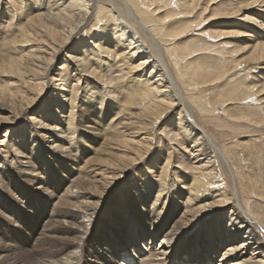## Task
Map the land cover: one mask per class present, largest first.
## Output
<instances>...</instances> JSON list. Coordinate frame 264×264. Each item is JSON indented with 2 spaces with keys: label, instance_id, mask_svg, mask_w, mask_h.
I'll use <instances>...</instances> for the list:
<instances>
[{
  "label": "bare ground",
  "instance_id": "bare-ground-1",
  "mask_svg": "<svg viewBox=\"0 0 264 264\" xmlns=\"http://www.w3.org/2000/svg\"><path fill=\"white\" fill-rule=\"evenodd\" d=\"M117 1L145 49L97 0H26L0 29V127L11 125L0 140V264H134L144 250L206 264L224 245L223 264H264V140L235 159L184 105L230 117L226 107L245 102L234 118L264 134V0ZM105 28L103 44L76 49ZM191 30L197 44H181ZM227 38L246 42L227 50Z\"/></svg>",
  "mask_w": 264,
  "mask_h": 264
},
{
  "label": "rangeland",
  "instance_id": "rangeland-1",
  "mask_svg": "<svg viewBox=\"0 0 264 264\" xmlns=\"http://www.w3.org/2000/svg\"><path fill=\"white\" fill-rule=\"evenodd\" d=\"M97 1H98L97 5H100L99 3H101V4H104L108 9L111 8L113 10L112 11L113 12V16L118 18L119 22H122L123 25L126 27V29L128 28L126 30V32L129 31L128 32L129 34L132 32V34H130V37H134V38L136 37V39H138V42H140V44L143 46V49H145V47H146L145 37H143V35L140 34V32L133 26V24H131L130 21L123 16V14H122V12L120 10L121 7H120L118 1L117 0L116 1L115 0H104V1L97 0ZM182 1H184V0H178L179 3L182 2ZM235 1H237V0H235ZM205 2H207V0ZM235 3H237V2H235ZM155 5L164 6L166 4L156 3ZM203 5H205V3ZM173 6L174 5H171L168 8H163L162 9L163 13H161V15L162 16L164 15V12H165L166 9H169V8L175 9L176 8V7H173ZM44 12H46V10H44ZM55 13H57V12H55ZM245 15H248V14H245ZM209 16H210V14L207 12L206 17H209ZM179 17H181V21L183 23H186L188 20L193 19L192 16H186V17L183 18V15H180ZM243 18H244V16H237L235 20L242 21ZM2 21H6V19L4 18ZM72 21H74V20H72ZM218 22H220V21L218 20ZM101 25H103V24H101ZM203 27H206V26H203ZM243 27H244V31L246 33H249L250 30L247 27H245V26H243ZM108 30H109L108 28L102 29V33L100 34V36H102L104 38L103 40L97 41V39L96 40H91V39L89 40V39L86 38L85 39V43L84 42H80V44L76 47V49L80 48V50L78 49V51H80V53H81V48L84 49V45H87L88 49H91V43H93L94 41H96V43L101 42V44H103L104 41L109 38L108 36L111 34V32L107 33ZM221 30H224V32H228L231 35V32H236L238 29L235 26H231V27H227V28H221ZM197 31L196 30L189 31L188 34L184 37V39L181 40V44H183V45H189V44L190 45H196L197 44L196 42L199 41L196 38L197 33H198ZM104 33H106V34H104ZM98 39H100V38H98ZM245 42H246L245 40H241V39H230V38H227V39L221 40L220 43H231V45H229V47H227V50H230V49L234 48L235 46H237V44L238 45H242ZM65 54H66V52H63L62 53V58H60L59 60H56V61L53 62L52 66H53V69L55 70L56 74L59 73V70L57 71V69L65 64V62L63 60H61V59L65 58V56H64ZM0 55H5V53L3 52V54H0ZM213 55H215V54H210L209 52H203L199 56H197V58H200L201 61H206V60L211 61L213 59L212 57H214ZM78 56L80 57L81 54H79ZM244 57H245L244 53L237 54V56H236V58L238 60L242 59ZM241 75L244 76V73H242ZM262 75H264V74H262ZM252 76H254V78L258 79V76H260L259 71L256 70V71L252 72ZM239 77H238V79L242 80V77L241 76H239ZM232 81H235V80H232ZM209 84L210 83H208V85ZM227 84H228V81L223 83L222 85H219L220 89H222V90L226 89L227 88ZM214 86H212V85L208 86L209 87V88H207L208 90H205L206 94L208 96L207 95L206 96L199 95L200 96V101L202 103H204L205 101L209 102V101L212 100L213 93H214L213 92ZM191 88H193V90H194V87H191ZM251 102L253 104H256L252 100H251ZM236 103H238L239 105L236 104ZM191 104L192 103H190L189 101L184 102V105H186V107L189 110L192 109V111H193L192 116L194 117V119L196 120L198 125L200 127L204 128L205 131L210 136L212 135L211 137H212L213 141H215V143L218 146H220L221 148L222 147H228L229 148V152L231 153V155L233 157H235V159H238V158H240L243 155L253 154L254 150L256 149V147L257 146L259 147L260 144H262V141L264 140V134L259 132V130L258 131L255 130L253 126H249V124L247 122L241 121L239 119L234 118L235 116L239 115L240 113L246 112V109L248 107H250V104H246L245 102L242 103L241 101H238V102L236 101L232 105L230 104L229 106L226 107V109L229 111L230 117H228V115L225 114V112L223 110H221L220 108H218L219 110L215 113L216 115L214 114V116H212V117H208L207 115L205 117V115H202V114L201 115L203 117H201L200 114H198V112H197L196 106H193ZM241 104H243V105H241ZM226 105H228V104H226ZM5 118H7V117H5ZM172 118L174 119L175 116L172 115ZM172 118L170 117L169 121H171ZM7 121H9V123H11V120H9V118H7ZM169 121L166 124H169L170 123ZM163 127H165V124L160 126V128L158 129V136H159L158 138L162 139L161 141L164 142L165 139H169V137H168L169 134L159 135V131H161L163 129ZM10 128H11L10 124H4V125H2L0 127V140L4 139L3 135ZM255 131H257V132H255ZM263 133H264V129H263ZM237 153L238 154H242V155H237ZM216 159H217L218 165L220 167L219 171L221 173H223V171H225L227 173V175L229 176V173H230L229 171H231V170H228V167L226 165L224 166L225 163H223V162H225V159L222 160L219 157H217ZM236 161H238V160H236ZM239 164H240L239 167H243V164H241L240 162H239ZM236 168L237 167L235 166V169ZM244 172L246 173L245 170H244ZM230 176H232L231 173H230ZM232 187L236 191L235 193H236V195L238 196V198H239V200L241 202V198H240V193H241V189L240 188H241V186H240L239 182L237 181V179L235 178V180H234L233 177H232ZM260 234L264 237V233L263 232H260ZM159 241L160 240H157L155 242V245H154L155 247L154 248L159 247ZM146 244L151 247V245H149L148 242ZM225 247H226V245H224L222 248H220V250H218V252H213L212 260H209L211 262L206 263V264H217V263L220 264V262H222L221 259L223 257L222 251H223V249ZM142 255H145L144 259L142 261H147V260L155 261L156 260V262H152V263L150 262V264H173L170 261L169 262L167 261V263H165L163 261L165 259L163 257H161V256H158L159 254H157L156 258L154 257V258L150 259L148 257V255H150V253H147V251L144 250ZM213 257H215V258L213 259ZM162 258H163V260H162ZM120 260H121L120 262H122L123 258H120ZM142 261L139 262L137 260H134V264H143ZM147 262H149V261H147ZM179 262H180V260H179ZM223 263L224 262H222L221 264H223ZM227 264H230V261H228Z\"/></svg>",
  "mask_w": 264,
  "mask_h": 264
},
{
  "label": "clouds",
  "instance_id": "clouds-1",
  "mask_svg": "<svg viewBox=\"0 0 264 264\" xmlns=\"http://www.w3.org/2000/svg\"><path fill=\"white\" fill-rule=\"evenodd\" d=\"M35 2V0H33ZM5 0H0V5H3ZM7 6L10 10V19L5 23L0 24V29L10 30L15 24L16 18L24 14L26 8V0H7Z\"/></svg>",
  "mask_w": 264,
  "mask_h": 264
}]
</instances>
